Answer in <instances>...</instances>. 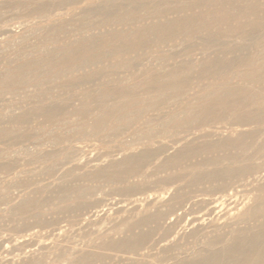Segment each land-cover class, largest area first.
Masks as SVG:
<instances>
[{
	"label": "rangeland",
	"instance_id": "rangeland-1",
	"mask_svg": "<svg viewBox=\"0 0 264 264\" xmlns=\"http://www.w3.org/2000/svg\"><path fill=\"white\" fill-rule=\"evenodd\" d=\"M191 15L204 25L179 27V19ZM164 29L170 31L169 36H161ZM257 36L263 40L255 43ZM247 58L254 60L251 67L261 70L264 0H0V264H25L27 260L66 264L70 256L83 251H96L104 257L89 264H173L169 255H188V244L178 255L174 250L166 257L159 250L179 242V237L195 226L206 231L254 228L264 218V211L255 214L257 219L224 226L228 214L243 212L257 194L251 180L264 181V119H254L242 127L232 124L235 114H258L264 109V74L258 78L242 76ZM19 71L23 79L20 84ZM169 72L181 81L178 87L168 78ZM152 76L159 83H151ZM105 89L123 93L101 100L97 94ZM222 92L230 99L240 98L241 103L203 126L163 125L168 115L181 118L189 109H203ZM125 101L128 104L123 110L103 116L101 133L85 138L78 133L79 127L91 130L100 106L111 110ZM43 104H56L62 112L48 120L37 109ZM112 126L119 131L113 133ZM163 126L165 131L168 128L167 136ZM145 127H154L156 134L160 129L159 136H164L153 138L149 147L165 145L167 152L180 145L183 140L178 143L179 139L186 134L187 139L201 136L198 141H215L252 131V137L243 139L247 147L242 152L250 155L254 147L260 152L244 163L262 168L240 180L218 201L207 204L219 194L187 200L173 214L168 213L161 223L163 228L138 254L127 258L98 243L109 236L117 237L112 229L122 221L164 209L175 186L166 189L162 182L160 187L158 178L164 172L151 175L149 166L144 167L145 176L130 178L129 183L136 188L132 186L131 192L123 190L125 183L79 180L92 188L79 198L82 204L87 202L83 210L42 206L21 215L11 210L28 196L37 201L51 197L61 180H72L69 176L61 178L66 168H74L72 173L78 175L120 158L118 152L126 148H143L137 134ZM174 222L164 240L163 229ZM159 237L164 241L153 245Z\"/></svg>",
	"mask_w": 264,
	"mask_h": 264
},
{
	"label": "bare ground",
	"instance_id": "bare-ground-1",
	"mask_svg": "<svg viewBox=\"0 0 264 264\" xmlns=\"http://www.w3.org/2000/svg\"><path fill=\"white\" fill-rule=\"evenodd\" d=\"M199 20L200 19L197 16L191 15L187 18L179 19L178 25L183 29H186L191 25L194 27L203 26L204 22L203 23L198 22ZM125 22L127 21L125 20ZM161 32H162L161 33L162 37L169 36L170 33V31L167 29H164ZM262 37L263 36L255 37L254 42L257 43L258 41L263 40ZM243 62H245L244 65L245 69L241 72L242 76L258 78L261 77L260 76L261 73L264 74L263 71L264 64L262 65V68L259 71L254 67H251L254 64V60H252L251 58H247ZM27 67L25 68L27 69ZM207 67H208L207 65L203 67V72L207 71ZM17 77L19 78V79L17 78L19 84L23 82L21 71H19ZM175 77L176 76L174 73L169 72L168 78L172 80V83L176 88L179 86L181 81H179ZM150 81L153 84L159 83V79L156 76H152ZM31 90H33V88ZM122 93L123 92L120 90H113V91L111 90L108 92L105 89L102 90L101 92L99 91L97 97L102 100L106 96L121 95ZM226 94L227 93L222 92L215 98H211L207 102L205 107L203 109H199L198 111L197 110L190 111V109L185 111L184 109L185 113L181 118H178L179 116L175 118V116L172 114L168 115L166 119L163 121L165 123V124L163 123V125L166 126L168 124H173L176 126V128H190L193 125L194 126L206 125L212 119L220 118L224 110L235 108L237 105L241 103L240 98H235L234 96H232V99H230L227 96L228 94L227 95ZM127 104L128 101H125V103L119 102L114 106L115 108H112L111 110H106L105 106L103 105L100 106L99 113L95 116L94 119L95 122L91 130L87 132L79 127L77 130L78 133L83 138L88 136L98 135L99 133H101L103 116L106 115L111 116L113 115L114 111L116 113L119 110H123ZM37 109L41 114H43V117L45 115V117H47L48 120H51L56 116H59L62 112L60 107L57 106L56 104H43L39 106ZM254 119L258 121L263 120L264 109L261 111V113L258 114L254 112L235 114L234 117L232 118V124L233 126L236 125L237 127H242L247 125L250 121ZM151 129H153V132ZM154 129H155L154 127H151L150 129L146 128L141 130L140 133L138 134L136 133L138 137L143 140L144 143V145H142L143 148L138 150L131 147L126 148L122 150V152H118L120 153V158L109 159L105 165L103 166L95 165L87 172L78 175L72 173L74 168L72 167L66 168L61 178L62 179L65 177L67 178V176H69L71 177L72 180L70 182L68 181L67 183H63L61 181H63L64 179L63 180L60 179L61 181L55 186L54 189L55 192L53 191V195L51 197L46 198L43 201H37L36 198L34 199L33 197L28 196L23 198L22 201L20 199V201L12 208L10 207L11 210L21 215V213L23 212H26L31 209L39 208L42 206L45 207L53 206L57 209H80L81 207L86 205L87 202H85L86 204L83 203L84 204L83 205L80 202L79 198H81L84 194H89L92 191V188L89 186L82 185L79 182V180L104 181L109 183H125L123 187L124 189L123 188L122 189L123 190L126 189L128 192L130 190L131 192L132 186L134 189L136 188L133 184L129 183L130 178L136 176H145L144 175L145 173L142 171L144 167L149 166V174L151 175L164 172L165 173L164 176L158 178L160 182L158 183V180L156 178L157 182L155 184L158 183L160 185V183L161 184L164 183L163 185L165 186L166 189H169L170 187L175 185L174 187H172L173 192L170 198L168 199V201L166 202V204L164 205V209L162 210L156 208L152 212L142 213L133 221H127V220L122 221L121 224L113 227L112 229V231L117 234V237L109 236L107 240H103V241L101 240V242L98 243V246L104 247V249L108 248L110 249V251H113L115 254L119 252L122 255H125V258H127V256L129 255L134 256L138 254V252L144 248L148 240H150L151 236L161 227V223L164 221V219L167 218L166 216L168 215V213L169 215L171 213L173 214L174 210L180 207L184 202L202 194L203 195L212 194L211 196H213L214 194H219V196L217 195L218 197H213L212 199H208L207 204H209L212 201L213 202L218 201V199H220L222 196H225L226 193H228V190H231L236 183H238L240 180L242 181V179L255 175L262 168V166L261 167L254 166L247 162L244 163V161H248L249 159H251L252 156L257 155L260 152L259 147H254L253 152H251L250 155L244 154L242 152L247 147V144L243 142V139L244 137L245 138L252 137L254 135V132L252 131L246 134L238 133L236 138L234 139L221 138L215 141H210V140L198 141V138H200L201 136H193L191 137V139H187L186 137L189 134H186L187 136L186 135H184V137L181 136L182 139H179V141L177 140L178 143L181 142V140H183L180 143V145L174 147L171 152H167V149H165L164 147L165 145L162 147L161 146L149 147L153 138L155 137L158 138L159 136L160 129L158 131V134L154 133L156 132ZM110 130L113 133H117L119 131V128L117 126H112ZM162 133L163 131H161V134ZM167 134L168 133L166 132L165 136H167ZM160 136L159 138H161L163 134L161 137ZM175 141H173V143ZM226 149L227 151L228 149L229 150L235 149L236 152L232 153L228 151L222 155L217 154V152L224 151ZM160 154L163 155L160 156ZM3 169H5L4 166ZM185 176H188L189 179L187 178L188 179V180L186 179L187 182L184 181L182 182V185L181 183H179L180 184L179 185L178 184V182H180L179 180H183L182 178ZM251 182L255 183V191L257 194L256 195L254 194L255 196L253 195L254 197H252L253 199L251 198L252 200L251 204H249L243 212L238 213L236 216H234V214L231 215V213L228 214L230 216H228L226 219V222L224 224L225 227L228 226L231 227L233 225H237L240 222L246 223L248 222V220L254 217L257 219L255 214L264 211V181H261L258 178H254L251 180ZM192 185H194V187H197L199 185L200 187L198 186L197 189H192L191 188ZM203 185L204 187H202ZM160 187H162V185H160ZM87 206L88 205L85 206V209ZM83 209L84 208H81V210ZM97 212H98L97 210L93 212L90 211V215ZM233 217H235L234 218L235 221L232 222V224H229L230 220ZM176 218H178L179 220L182 217L181 218L176 217ZM174 223L171 224V226L165 227L163 229V234L159 232L161 233L162 238L164 240L167 239L165 238L166 235L170 236L169 235L171 233L170 229L174 225H176V223L175 224ZM236 228L234 229V227H232L231 230H220L219 228H214L212 231L211 230L206 231L205 228L201 226H195L194 228L190 229L185 235L180 236L179 242H175L167 247H163L159 250V252L165 255L166 253L176 250L175 253L177 254L178 252H181L179 250L182 249L184 245L188 244V246H186L187 249L190 248L188 255L186 254L185 256H183L182 254H180L179 256L177 254L178 257H174V256L170 257L169 255L168 259L174 258L173 264H264V218L258 220V224L254 228H250L247 226L238 229ZM162 238L159 237V240L156 239L157 241L153 242L154 243L153 245L160 242V240L164 241ZM217 244H220L221 246L216 247ZM153 245L150 246L149 249H152ZM166 257H168L167 254ZM101 259H102L101 253H98L96 251H83L74 256H70L69 259L65 261V263L89 264L95 261H101ZM122 259L127 261V259L124 258ZM119 260L122 261L121 259ZM25 264H37V262H35L34 260H27ZM116 264H118V262ZM121 264H128V263L125 262Z\"/></svg>",
	"mask_w": 264,
	"mask_h": 264
}]
</instances>
